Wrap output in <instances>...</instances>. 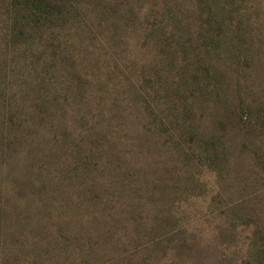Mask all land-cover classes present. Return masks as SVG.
<instances>
[{
    "label": "rangeland",
    "instance_id": "rangeland-1",
    "mask_svg": "<svg viewBox=\"0 0 264 264\" xmlns=\"http://www.w3.org/2000/svg\"><path fill=\"white\" fill-rule=\"evenodd\" d=\"M47 1L0 0V264H264V0Z\"/></svg>",
    "mask_w": 264,
    "mask_h": 264
},
{
    "label": "trees",
    "instance_id": "trees-1",
    "mask_svg": "<svg viewBox=\"0 0 264 264\" xmlns=\"http://www.w3.org/2000/svg\"><path fill=\"white\" fill-rule=\"evenodd\" d=\"M21 3H24L23 5H26V6H30V10H31V13L28 12V13H23V14H20L21 12V9L18 10L17 6L15 5H20ZM11 5L15 11L14 13V16L15 17H28L29 15L33 14H38L36 13V11H40V10H47V8L50 7V3L47 1V0H11ZM249 120H247L248 122Z\"/></svg>",
    "mask_w": 264,
    "mask_h": 264
}]
</instances>
